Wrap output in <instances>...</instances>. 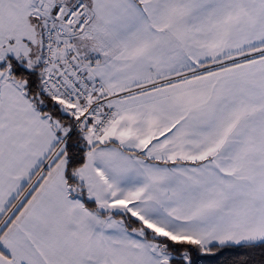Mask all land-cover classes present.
I'll list each match as a JSON object with an SVG mask.
<instances>
[{
    "label": "snow or ice",
    "instance_id": "1",
    "mask_svg": "<svg viewBox=\"0 0 264 264\" xmlns=\"http://www.w3.org/2000/svg\"><path fill=\"white\" fill-rule=\"evenodd\" d=\"M0 264H264V0H0Z\"/></svg>",
    "mask_w": 264,
    "mask_h": 264
}]
</instances>
